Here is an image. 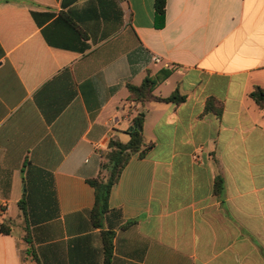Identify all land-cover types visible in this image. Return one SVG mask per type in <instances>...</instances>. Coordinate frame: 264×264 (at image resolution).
<instances>
[{"label": "crops", "instance_id": "1", "mask_svg": "<svg viewBox=\"0 0 264 264\" xmlns=\"http://www.w3.org/2000/svg\"><path fill=\"white\" fill-rule=\"evenodd\" d=\"M257 86L264 0H167L163 23L155 0H0V264H105L109 231L111 264H264ZM142 115L96 226L91 181Z\"/></svg>", "mask_w": 264, "mask_h": 264}, {"label": "trees", "instance_id": "2", "mask_svg": "<svg viewBox=\"0 0 264 264\" xmlns=\"http://www.w3.org/2000/svg\"><path fill=\"white\" fill-rule=\"evenodd\" d=\"M166 6L167 0H155L156 14L161 23L165 20L166 14ZM33 16L35 20H38L39 14L33 12ZM165 77H159L154 81L153 79L147 78L145 82L137 87L130 86V91L132 94L140 99L150 98L152 95V91L155 86L161 83ZM251 98L256 102V104L264 109V88L255 87V89L250 94ZM160 101L165 102H179L185 100L184 96H181L179 93L168 97V98H158ZM221 109V108H220ZM208 110H212V101L208 103ZM218 113H221L219 110ZM143 125H144V116H138L135 119V125L132 127L130 131V141L126 144H123L118 141H111L110 153L108 154V160L111 165V169L108 172L107 179L97 178L91 181V184L95 187L96 200L95 205L92 210V218L94 220V224L96 226H101L107 214L110 212V193L113 186L119 181L121 173L125 166L128 164L131 156L134 153L140 152L141 156H144L147 151L151 148V146L143 148L144 145V136H143ZM223 189V182L221 179L218 180L217 183V192L220 193ZM21 208H24L21 204ZM130 224V223H129ZM128 225V224H127ZM2 231L5 233H9L11 231L10 227H1ZM115 233L113 232H105L104 233V245L106 251V262L105 264H111V258L113 255V237ZM27 242L28 237H26Z\"/></svg>", "mask_w": 264, "mask_h": 264}, {"label": "built area", "instance_id": "3", "mask_svg": "<svg viewBox=\"0 0 264 264\" xmlns=\"http://www.w3.org/2000/svg\"><path fill=\"white\" fill-rule=\"evenodd\" d=\"M155 60L160 61L159 58H156ZM195 159L198 160V156L195 155Z\"/></svg>", "mask_w": 264, "mask_h": 264}]
</instances>
